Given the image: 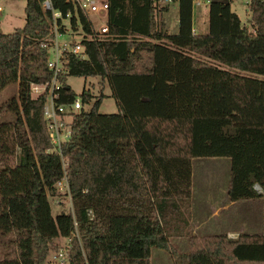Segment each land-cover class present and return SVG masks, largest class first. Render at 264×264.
Returning a JSON list of instances; mask_svg holds the SVG:
<instances>
[{
    "label": "trees",
    "instance_id": "trees-1",
    "mask_svg": "<svg viewBox=\"0 0 264 264\" xmlns=\"http://www.w3.org/2000/svg\"><path fill=\"white\" fill-rule=\"evenodd\" d=\"M52 1L64 17L71 13L72 28L94 37L82 39L86 58L66 55L56 98L84 104L63 145L74 209L52 214L64 169L49 151L48 92L34 96L31 84L53 77V17L44 0H27L25 26L0 32V92L18 85L0 102V264H46L58 237L70 239L69 264H151L154 248L183 264H264V219L262 234L235 239L190 227L197 157L229 158L230 201L264 204V0H248L249 26L232 0H209L206 33H194L195 0H178L176 34L164 31L166 1L108 0L102 36L72 0ZM69 76L98 78L103 87L78 96ZM106 82L118 113L100 112ZM171 237H188V252L178 253Z\"/></svg>",
    "mask_w": 264,
    "mask_h": 264
},
{
    "label": "rangeland",
    "instance_id": "rangeland-1",
    "mask_svg": "<svg viewBox=\"0 0 264 264\" xmlns=\"http://www.w3.org/2000/svg\"><path fill=\"white\" fill-rule=\"evenodd\" d=\"M27 0H0L3 11L0 12V29L4 33H12L17 29L23 28L26 24L25 6ZM179 1L170 2V11L167 12V27L165 32L168 34H176L179 31L176 18L178 16ZM231 10L235 12L242 23L250 25L248 18L247 4L245 0H232ZM195 21L201 24H207L205 20H200L195 11ZM94 20V26L97 28L102 22L97 14H91ZM70 33L75 40L82 38V28L78 26ZM208 27V24H207ZM70 29V31H72ZM205 31H197V33H206ZM76 32L81 34L77 35ZM165 44H169L167 40H162ZM189 54L203 58L200 54L187 50ZM213 65L232 72H238L245 75L257 76L254 73L240 71L231 68L223 63L215 60L204 58ZM68 84L73 88L78 96L84 89H91L94 94H99L103 85L100 84L98 78H85L69 76ZM18 90L17 84H11L0 92V102L8 100ZM105 98L100 107L101 113H118L117 103L112 96L111 88L108 82L104 85ZM19 153V149H17ZM230 177V161L227 157H197L193 159V196L191 209V231L193 234L203 235L207 231L203 228V223H214L216 230L212 234H221L225 229H235L238 225H245L247 231L258 233L257 227H261L264 216V204L262 198L238 200L234 205H230V199L227 195V185ZM258 192L260 187L255 185ZM52 206V214L56 217L63 211H73L72 198L61 192V195L50 197ZM93 216V213H90ZM213 215V216H212ZM206 221V222H205ZM198 227V228H197ZM171 246L180 254L189 250L188 237H171ZM49 254L46 258V264H69L71 243L69 238L58 237L49 244ZM64 250V257L59 255ZM66 252V255H65ZM64 260V262H60ZM180 262V260H178ZM151 264H183L177 263L172 253L154 248L152 249Z\"/></svg>",
    "mask_w": 264,
    "mask_h": 264
},
{
    "label": "built area",
    "instance_id": "built-area-1",
    "mask_svg": "<svg viewBox=\"0 0 264 264\" xmlns=\"http://www.w3.org/2000/svg\"><path fill=\"white\" fill-rule=\"evenodd\" d=\"M85 14L91 16V14H97L100 18H105L108 15L109 2L108 0H72ZM170 2L172 0H163ZM43 7L46 10L52 12L53 17V38L49 49L48 56V66L53 71V77L50 81L45 83H32L31 84V93L34 96H39L48 92L47 101L44 108V117L47 124V130L49 138L51 140L52 148L49 149L51 152H55L60 155L64 175L57 182V189L69 195L71 197L70 184L68 180V161L63 154V145L72 137V120L73 115L78 113L84 106L83 100L81 97H77L73 102L69 104H60L56 101L58 96L57 90L61 87L60 76L66 73L65 63L66 55L73 53L80 58H86L87 53L84 46L82 45V39H93L92 36H86L82 34L80 40H75L70 33H73V30L68 25H71L70 18L71 13H67L66 17L63 16V13L59 10H56L53 5L52 0H44ZM3 11V7L0 5V12ZM59 19L63 20V23L66 26V32L61 31V25ZM70 29L72 31H70ZM96 32L99 35H106L109 32V26L107 22L101 23L99 28L95 27ZM80 35V32H76ZM66 255V252H65ZM60 256L64 257V250L60 252L56 258ZM64 262V260H60Z\"/></svg>",
    "mask_w": 264,
    "mask_h": 264
},
{
    "label": "crops",
    "instance_id": "crops-1",
    "mask_svg": "<svg viewBox=\"0 0 264 264\" xmlns=\"http://www.w3.org/2000/svg\"><path fill=\"white\" fill-rule=\"evenodd\" d=\"M172 1H174V0H172ZM170 2H165V3H168L169 9H168V11L164 12L163 15H162L163 19H164V22H165V29H166L167 23H168L166 14H167V12L170 11ZM208 2H209V0H195L194 1V9H193V30H194V33H197V31H199V30H200V32L208 30V27H207V24H208L207 23L208 22ZM245 2L247 4L248 0H245ZM196 9H197L198 18L200 20H205L207 24L204 25V24H201V22L197 23L195 21V15H196L195 11H196ZM248 15H249V13H248ZM248 18H249V16H248ZM100 19H101L102 23H104V22L108 23V15H107V17H105V18L102 17ZM176 21H177L178 28H179V10H178V16L176 18ZM93 22H94V20H93ZM99 26H98V28H99ZM165 29H164V31H165ZM226 191H227V189H226ZM235 203H236V201H233V202L230 201L229 202L230 205H234ZM263 219H264V217H263ZM263 219H262L261 227L260 228L257 227V230H259L258 233H252V231H247L245 225H238V227H236L235 229H231V228L225 229L224 232L221 233V234H226L231 239H235L236 237H238L239 234H262L263 233ZM191 224H193V222ZM214 225L215 224L212 223V222L211 223H207V224L203 223V228L207 231L203 235H219V234H212V232L214 230H216V227ZM195 235H197V234H195Z\"/></svg>",
    "mask_w": 264,
    "mask_h": 264
},
{
    "label": "water",
    "instance_id": "water-1",
    "mask_svg": "<svg viewBox=\"0 0 264 264\" xmlns=\"http://www.w3.org/2000/svg\"><path fill=\"white\" fill-rule=\"evenodd\" d=\"M0 32H2V30L0 29Z\"/></svg>",
    "mask_w": 264,
    "mask_h": 264
}]
</instances>
